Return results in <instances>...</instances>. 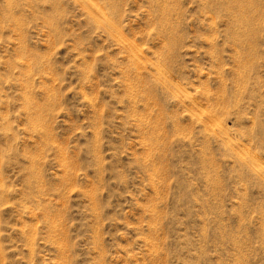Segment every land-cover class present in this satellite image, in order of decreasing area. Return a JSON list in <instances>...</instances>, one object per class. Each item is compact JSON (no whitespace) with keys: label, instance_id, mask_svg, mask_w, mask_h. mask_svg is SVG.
<instances>
[{"label":"rangeland","instance_id":"obj_1","mask_svg":"<svg viewBox=\"0 0 264 264\" xmlns=\"http://www.w3.org/2000/svg\"><path fill=\"white\" fill-rule=\"evenodd\" d=\"M0 264H264V0H0Z\"/></svg>","mask_w":264,"mask_h":264},{"label":"bare ground","instance_id":"obj_2","mask_svg":"<svg viewBox=\"0 0 264 264\" xmlns=\"http://www.w3.org/2000/svg\"><path fill=\"white\" fill-rule=\"evenodd\" d=\"M89 1H90V0H89ZM155 2H156V1H155ZM84 3H85V2H84ZM86 3H87V2H86ZM86 3H85V5H86ZM88 3H89V2H88ZM89 4H91V2H90ZM92 4H93L94 7L96 6V4H94L93 1H92ZM92 4H91V5H92ZM86 6H88V5H86ZM94 7H93L92 9H95V8H96V7H95V8H94ZM87 8L90 9L89 6H88ZM97 8H98L97 10H99V6H97ZM92 9H91V10H92ZM243 9H244V8H243ZM101 10H102V9H101ZM86 11H87V10H86ZM86 11H85V12H86ZM95 11H96V10H95ZM95 11H94V13H95ZM102 11H103V10H102ZM163 11H164V10H163ZM88 12H89V11H88ZM97 12H98V11H97ZM99 12H100V11H99ZM99 12H98V13H99ZM86 13H87V12H86ZM87 14H88V13H87ZM96 14H97V13H96ZM101 14H102V13H101ZM101 16H102V15H101ZM103 17H104V16H103ZM105 17H106V16H105ZM106 19H107V17H106ZM159 19H160V18H159ZM163 19L165 20V18H163ZM92 20H94V19H92ZM103 20H104V19H103ZM94 21H95V20H94ZM107 21H108V20H107ZM96 22H97V21H96ZM162 22H163V21H162ZM235 22H236V21H235ZM239 22H240V21H239ZM109 28H113V24H111V25L109 26ZM165 28H166V27H165ZM116 29H117V28H116ZM119 30H120V29H119ZM168 30H169V29H168ZM113 31H114V30H113ZM109 32H110V31H109ZM115 32H117V31H115ZM120 32H121V31H119L118 33H120ZM166 32H167V31H166ZM169 32H170V31H169ZM120 35L124 36L122 33H120ZM111 36H113V35H111ZM115 36H116V35H115ZM115 36H114V37H115ZM167 36H168V35H167ZM175 36H176V35H175ZM116 37H120V36H116ZM120 38L122 39V37H120ZM113 39H114V38H113ZM121 39H119V41H120ZM126 39H127V38H126ZM123 40H124V39H123ZM123 40H122V42H123ZM115 41H116V40H115ZM125 41H126V40H125ZM172 41H173V40H172ZM126 42H127V41H126ZM127 43H128V42H127ZM128 45H129V44H128ZM133 46H134V45H133ZM130 47H131V45L129 46V48H130ZM132 48L135 49L134 47H132ZM129 50H130V49H129ZM132 51H133V52L130 51V52H131V53H130L131 55H132V53L134 54V52H135L134 50H132ZM136 52H137V51H136ZM134 56H135V55H134ZM133 58H136V56L133 57ZM134 60H136V59H134ZM132 62H133V61H132ZM134 62H135V61H134ZM137 63H138V62H137ZM134 64H135V63H134ZM158 72H159V71H158ZM160 73H162V72H160ZM162 76H164V75H162ZM165 79H166V78H165ZM168 81H169V80H168ZM167 83H169V82H167ZM170 84H171V83H170ZM167 87H168V86H167Z\"/></svg>","mask_w":264,"mask_h":264}]
</instances>
